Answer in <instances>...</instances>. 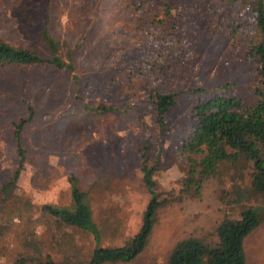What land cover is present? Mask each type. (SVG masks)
Wrapping results in <instances>:
<instances>
[{
	"label": "rangeland",
	"instance_id": "obj_1",
	"mask_svg": "<svg viewBox=\"0 0 264 264\" xmlns=\"http://www.w3.org/2000/svg\"><path fill=\"white\" fill-rule=\"evenodd\" d=\"M45 26L58 41L53 52L43 38ZM259 33L252 0H0V37L73 65H0V264L47 257L88 264L97 243L129 240L150 197L143 151L147 167L159 158L153 174L159 196L177 194L187 170L177 146L195 104L215 94L257 100L260 77L249 49ZM152 90L177 93L163 128L148 99ZM102 104L120 109L95 108ZM29 107L21 132L25 156L14 178L13 122ZM244 163L222 160L220 176L207 178L200 195L159 207L134 259L106 264H167L173 244L189 235L215 245L220 219L264 204L259 193L251 194ZM71 175L86 192L98 241L42 207L71 204ZM233 188L244 198L227 204L222 191ZM243 246L247 264H256L264 250V217Z\"/></svg>",
	"mask_w": 264,
	"mask_h": 264
},
{
	"label": "trees",
	"instance_id": "obj_2",
	"mask_svg": "<svg viewBox=\"0 0 264 264\" xmlns=\"http://www.w3.org/2000/svg\"><path fill=\"white\" fill-rule=\"evenodd\" d=\"M165 8L169 13L168 3H165ZM252 10L260 32V37L252 42L249 49L260 77V85L256 88L257 100L248 104L236 95L215 94L195 104L194 119L177 146L178 151L187 158V170L177 194L168 193L166 196H159L153 177L154 171L159 166V158L147 167L145 166L147 153L143 151L142 163H144L141 168L150 197L143 211L140 228L124 244L102 246L97 243L91 252L88 264H106L134 259L147 244L159 207L187 195H200L203 182L207 178L220 176L218 165L222 160L244 161V167L249 168L251 194L259 193L264 202V0H252ZM43 38L53 52L58 41L49 32L47 26L44 27ZM20 64H49L56 67H68L69 70L73 67L72 62L61 60L52 53L50 57H45L34 49L14 44L0 37V65ZM74 78H76L75 75ZM176 94L174 91L159 90L148 93L159 127L163 128L166 124L165 113L175 104ZM95 108L102 112L120 109L117 106L103 104ZM31 115L32 109L29 107L27 116L13 122V135L18 149L14 178L19 175L25 156L24 149L21 147V132ZM69 179L72 183L71 204L65 206L43 204V208L64 223L90 231L98 241L99 229L93 220L90 204L85 199L86 192L74 184L73 175ZM229 195H231L230 198ZM221 198L228 204L236 200L241 201L244 196L237 188H233L230 192L223 189ZM263 211L264 204L260 209L257 206H247L235 219L228 217L220 219L215 227L218 241L213 246H207L200 236L189 235L177 240L170 250L167 264H205V256L206 264H246L243 240L254 227L261 223L264 217ZM22 261L24 259H19L15 264H22ZM33 264L59 263L47 257L43 262H33Z\"/></svg>",
	"mask_w": 264,
	"mask_h": 264
},
{
	"label": "crops",
	"instance_id": "obj_3",
	"mask_svg": "<svg viewBox=\"0 0 264 264\" xmlns=\"http://www.w3.org/2000/svg\"><path fill=\"white\" fill-rule=\"evenodd\" d=\"M68 200H71L70 183H69V198H68ZM42 207H43V205H42ZM245 256H246V253H245ZM246 264H247V257H246ZM256 264H264V250H262L258 254H256Z\"/></svg>",
	"mask_w": 264,
	"mask_h": 264
}]
</instances>
